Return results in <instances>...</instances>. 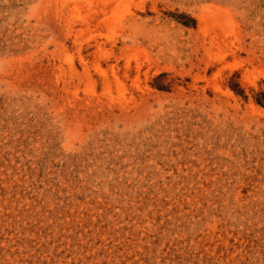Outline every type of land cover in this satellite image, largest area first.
Listing matches in <instances>:
<instances>
[{
	"label": "rangeland",
	"instance_id": "rangeland-1",
	"mask_svg": "<svg viewBox=\"0 0 264 264\" xmlns=\"http://www.w3.org/2000/svg\"><path fill=\"white\" fill-rule=\"evenodd\" d=\"M0 264H264V0H0Z\"/></svg>",
	"mask_w": 264,
	"mask_h": 264
},
{
	"label": "trees",
	"instance_id": "trees-1",
	"mask_svg": "<svg viewBox=\"0 0 264 264\" xmlns=\"http://www.w3.org/2000/svg\"><path fill=\"white\" fill-rule=\"evenodd\" d=\"M234 90H235V88H234ZM256 101L258 104H261V102H262L259 98H256Z\"/></svg>",
	"mask_w": 264,
	"mask_h": 264
}]
</instances>
